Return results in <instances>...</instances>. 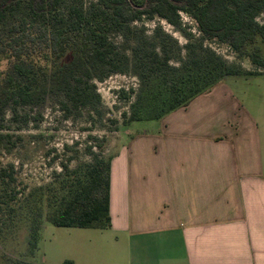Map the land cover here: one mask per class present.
Instances as JSON below:
<instances>
[{
	"label": "trees",
	"instance_id": "trees-1",
	"mask_svg": "<svg viewBox=\"0 0 264 264\" xmlns=\"http://www.w3.org/2000/svg\"><path fill=\"white\" fill-rule=\"evenodd\" d=\"M64 1L0 0V61L8 64L0 79V112L9 102L41 99L47 89L61 92L74 107H89L99 101L93 82L118 73L138 80V89L130 90L128 122L158 121L243 74L202 44H186L185 58L172 64L166 49L172 38L159 29L151 38L135 32L132 24L142 18L178 27L182 12L203 37L264 69V23L257 20L264 0H90L86 8L75 3L62 12ZM113 33L123 36L122 44L109 39ZM8 170L0 168V245L5 234L26 225L27 255L33 257L43 221L62 228L110 227V157L73 170L62 166L50 183L27 194L11 187L13 167Z\"/></svg>",
	"mask_w": 264,
	"mask_h": 264
},
{
	"label": "crops",
	"instance_id": "crops-1",
	"mask_svg": "<svg viewBox=\"0 0 264 264\" xmlns=\"http://www.w3.org/2000/svg\"><path fill=\"white\" fill-rule=\"evenodd\" d=\"M217 86L110 142V227L79 236L72 264H264L260 130L206 106Z\"/></svg>",
	"mask_w": 264,
	"mask_h": 264
},
{
	"label": "rangeland",
	"instance_id": "rangeland-1",
	"mask_svg": "<svg viewBox=\"0 0 264 264\" xmlns=\"http://www.w3.org/2000/svg\"><path fill=\"white\" fill-rule=\"evenodd\" d=\"M75 3L86 8L91 1L65 0L61 11L65 12L67 6ZM257 20L264 23V12ZM132 27L137 33L143 31L149 38L155 29L169 35L173 42L168 43L166 49L174 65L180 58H185L186 44H190L192 49H198L202 44L228 65L242 71L241 76L225 78L215 88L211 99L206 101V106L227 109L233 117L239 118H234L237 123L245 122V117L241 120L244 115L256 123L260 130L264 163V69L254 66L246 56L236 55L226 45L203 37L196 22L182 12L178 27L157 17L151 20L142 18ZM109 39L116 45L123 43L121 34L113 33ZM261 46L264 53V45ZM7 65L6 61H0V79ZM93 83L99 101H92L89 107H74L64 94L47 89L42 92L41 99L28 105L9 102L1 108L0 168L9 172V166L13 167L11 187L15 191L27 194L34 188L47 185L55 173L62 171V166L73 170L91 163L95 157H109L106 150L110 142L123 132L133 135L159 129L160 120L132 123L127 120L129 104L134 98L130 90L138 89L135 76L112 73L102 82ZM121 90L125 97L121 96ZM65 104L67 109L63 106ZM126 138L129 139L128 136ZM3 220V213L0 212V223ZM91 232L89 229L55 227L43 221L37 247L31 257L26 250V225H22L4 235L0 245V264L6 263L4 259H8L6 264H64L78 257L82 245L78 237L93 234ZM2 256L5 257L2 259Z\"/></svg>",
	"mask_w": 264,
	"mask_h": 264
}]
</instances>
